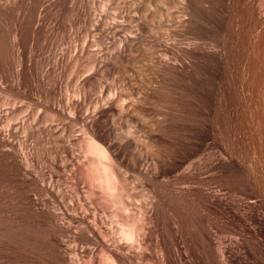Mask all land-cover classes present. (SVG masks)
<instances>
[{
    "label": "bare ground",
    "instance_id": "1",
    "mask_svg": "<svg viewBox=\"0 0 264 264\" xmlns=\"http://www.w3.org/2000/svg\"><path fill=\"white\" fill-rule=\"evenodd\" d=\"M154 1L157 2V0H154ZM159 1H160V3L163 2L161 0H159ZM169 1H171V0H169ZM178 1L183 6L182 10H181L182 15L180 14L181 17H179V18H174V16L172 17L174 19H178V21L176 23L177 27H176V25L174 26L176 28H174L173 25L171 26V27H173V30L169 34V38H167L168 42L165 44V46L163 45L165 48V51H164L165 52L164 53L165 59L162 60L163 63H162L161 69L163 71V74L165 76H167L168 82L165 83L166 85H168L167 88L171 87L170 91L173 92L172 94H170L171 92L168 91V92H170L168 94L173 95V97H171V98H174L177 102L180 103L181 108L177 107L179 109L176 110L177 111L176 116L174 115L175 120L177 119L176 117H178L179 120L170 121L171 119H168V117H166L164 119L163 116L166 113L168 114V112L170 110L168 112H165L166 110L165 111L163 110L165 112V114L159 113V110H158V112H154L155 114H157V113L161 114L163 120L158 119V122H156L157 126L154 125L156 119L159 118L156 116L157 118L154 120V124H153L154 126L153 127L156 126L157 128L156 127L154 129L151 128L152 129V130H150L151 132L149 131L150 132L149 139L151 140L152 143H154V145H156V146L152 145L153 147H151V149L154 147H157V146L159 147V149L164 148V147H166V149H168L169 146H174L177 143L179 145L181 143L182 144L184 143L185 144L184 147H188V148H186L187 149L186 150L183 147L184 152L179 151V152H183V153H180L181 154L180 156H178L179 154L174 155L176 157L175 159L173 157L174 160L169 161V159H168L169 163L173 161L172 164H169L166 162L167 161L166 157H165L166 161H164L165 159H163L164 162H162L161 157L163 155L165 156L166 153L163 152L165 154H163L162 156L159 157L161 152H158L160 154H157V149H156V154H157L156 157L157 156L158 157L157 158L153 157V159L156 158L157 162L153 163V165L151 164L152 166L149 164L150 165L149 168H148V166H149L148 165L147 168L144 167V169H143V168H141L142 166L140 164L142 162V160L145 159V158H143L142 152H139L137 150V148L134 147L133 140L128 138V137H130V135H129L130 131L127 130V136H125L122 133L121 122L123 124L124 121L120 120L121 122H118L119 117H118V115L116 116V109L115 108H117L118 105L121 106V110L122 109L124 110L123 104H125V103H122L123 102L122 97L125 99V97H124L125 95H121L120 93H118V95L120 94L119 95L120 97L117 95L119 97V100L116 97H114V98L112 97V98H110V100L108 99L106 102H103L104 97L103 98L99 97L100 99L97 100V102H95V104L93 105V104H90L91 102L88 103V101H90V98L92 97L90 94V90L87 91V90L83 89L82 91H78L80 89L79 88L78 90H74V93L72 95V97H74L75 101L72 102L73 101L72 100L71 103H68L69 105L67 107H69L68 109L70 110V116L67 117L66 113H64L61 110V108L57 107V104H55L53 107L51 105L52 104L51 102H53L51 100H53L52 97H53V93H54V92L51 93V91L52 90L57 91V89H55V87H54L55 90L51 88L52 90L50 91L49 90L50 88L47 89L46 86H44V83L46 85V82L47 81L49 82L50 78H53L51 76L52 75L51 73L53 71H55V73L59 72V70H56V69H57V67H59V65L63 64L66 61L65 60L66 58L64 59V56L66 55L65 57H68V58L71 57L69 55L67 56V54H70V53H66V52H69V51L71 52L72 57L70 58L71 61L69 59L68 60L70 61V63L72 62L74 65H76V68H77V66H79L78 68H80V63L84 64L85 61L80 62L81 61L80 59L83 57H85L87 59V60L85 59L86 60L85 63H87V61L93 60V62H91V64L88 63L87 66H83V68L85 67V70L82 68L84 70L83 73L86 75L88 81L93 80L92 77L95 74L96 70H99L103 73L105 72L106 74L109 72L112 73L113 70H116L118 68L117 63H120L122 61H124V62L130 61L131 62V60L133 61V59L135 60L136 58H138V57H136V58L131 57L130 58V56H128L126 54V51H130V55H131V52L135 53V51H137L140 48V46H143V45H141L142 42L140 41V39H138V36L127 35L123 38L121 37V39L119 40L118 43H114V46L117 47L116 44H120V47L118 49H116V51H114V52H109L111 49L109 50V48L106 46L107 43H105V40H104L106 37H104V39H103L102 35L105 33L106 36H109V35H107L108 30L114 29L115 25L111 26L112 23H110L109 26L106 27V29H101L100 26H101L102 21H100V24H98L97 22H99V21H97L96 18H95L96 19L95 20L96 24H95V21L92 19V11H93L92 9H95L96 6L93 8L92 0H0V87L3 88L4 85L7 86L6 90L9 88L10 90H12L14 92L16 91L17 96H18V94L23 96V97L28 95V98H29V96H31L30 94L35 92L33 94H36V96L38 95V98L45 97L46 100L48 98H50L51 100L48 99V101H51L50 102L51 104H49L51 106H49L47 104L48 102L47 103L45 102V103L51 108H49L47 106H45V107L48 109H51L50 111H53L52 112V113H54L53 118L64 119V120L69 119L70 123H74V122H77L79 120H82V122H84L83 134L86 138V140H84V141H86V144L83 146L82 149H84V155L88 160L87 167L78 165L77 168L74 170V175L76 177L75 183H74V186H75V202H76L77 207L82 212V217L80 218V221H79L81 223L80 225H81V234H82L80 236L81 237L80 242L82 244L84 243L86 245L85 246L86 248L82 247L81 249H70L69 247H66V246H65L66 247L65 248L64 245H66L67 243L65 244V242H64V245H63V238L66 237L68 233H70V230H69L70 228H67V226L66 227L63 226V224L59 222L61 220V214L58 213V210H59V205L61 204L60 199H62V198L64 199L67 196L64 195V193H62V191L59 189L57 191H54L53 188L49 189V188L43 187L42 184L36 182V178H38V177L34 176L32 173L27 171L26 166H29V163H28V158L25 157V155H23V158H24V161L26 160V165L24 167H19L18 165H16L14 158H13V152L11 150V148H13L12 147L13 144L10 142V139L13 138L14 135H16L17 130H18V128L13 126L14 122L17 123L18 125L22 126V127H25V129H28L29 133H32V132H43L44 133L45 132L49 135L55 136L56 135L54 133L55 131L52 130L51 126L46 127V128H42V129H40L41 131H37V130H35L34 126H35V123H37L39 120L38 116H36L33 119V121L28 122L26 119L27 117H25L26 115L21 117V115H23V113L25 114L26 110H24L23 113L21 112V114H19V115H16V114L12 115V114H14V112H11V111L17 110V109H15V107L13 105H12V107H14L13 109L5 108L4 106H0V139H1L0 148H3V147L6 148L7 147V149L11 150V152H12V154L11 153H3V156L5 157V164H4V169L0 168V179H2V178L8 179L14 187L11 189L12 191L6 189L5 187H0V264H156L155 262H158V261H161V264H174L172 261V258H171L170 251H168V249H170V248H167L165 246H163V247L160 246L161 248H158L159 251H156L157 255L159 254L158 252H160L159 256H157L160 260H158L156 257H155L156 259L154 257H153L154 259L146 257L147 252H149V253H150V251L152 252V250H150V249H154L152 247L157 245L155 238H153V239H155V241L153 240V243H155V245H153L151 243V241H152L151 236L153 237L156 234L153 233L151 235V231H148V230L151 229V230H154L155 232L158 230L157 228H156L157 230L154 229L155 226L152 229L148 225H150L151 223L158 222L161 218L163 219V217H160L161 214L159 215L160 210H158V205H159L158 201H161L162 197H165L167 194H170V193L172 194V196H174L172 198L174 200V202L176 201V199H177V201L187 202V205H184L185 203L183 204L182 202L179 205L180 206L183 205L184 208H185V206L189 205L192 209H194L198 213L197 214L198 216L196 215V213L191 214V211H188V208H190V207L186 208L187 210L183 209L184 211L189 212L188 216L193 215L192 220L196 219L195 221H198L197 223H199L201 220H204L205 216H209V214L213 215V218L210 219L212 221V224H208L210 217L209 218L207 217L208 219H206V217H205L207 224L210 225L209 227L207 226L206 222H203L202 224H204L203 226L206 225V227L211 228L210 230L212 232L209 230L211 232L210 234H212L215 237V239L212 238L213 237L212 235H210L209 233L206 232V231H208V230H206L207 228L204 229L205 227L204 228L202 227V231L205 230L206 233L205 232L204 233L208 234L210 236H208V241L206 240L205 236L201 237V238H205V239L200 238L199 240H202V241L201 242L199 241L200 247H197L196 244L194 245L192 243L191 238H190L191 235L189 234V236H190L189 237L185 234V236H186L185 238L188 237L187 239L188 240L190 239V241H191L190 243L193 244L194 247L195 246L197 247V249L195 248L196 251H194V252L195 253L198 252V248H200L201 252L205 251L204 254H206V257H207L208 256L207 253L211 254V252L213 253V251L216 252V250H218L217 249V247H218L217 243L218 242L216 243L215 240L216 241L218 240L216 238L218 237L217 234H218V229L220 226L219 221H221L220 216L223 215L222 214L223 210L220 209L222 207V201H221L222 198H220L221 195L219 196V191H217V189H219V188L215 187L216 190L214 188V191H213L212 188L211 189L209 188L211 185H209L207 180L208 179L210 180V184L212 181V183L215 184L214 186H219L218 184H220L219 182H221L219 180L221 179L220 177H222L221 172L225 168H227V167L223 168V166L225 165V163H224L225 160H223L225 156H228L227 157L228 161L226 160V162H227L226 164H228L229 169H230L229 173H231L230 175L233 178L234 171H235V155L233 153L234 150H233V152H231L229 150L230 152L228 151L227 153L225 150L226 155H224L222 157L223 158L222 159L221 155L223 153L222 152L223 149L221 148V146L219 144L220 142H218V140H219L217 137L218 136V128L215 125L211 126L212 123L210 124V121H208L210 125L209 124L206 125L205 122H204L205 124H202L200 121H202V120L204 121L206 119V117H208L211 113L214 112L215 114H218L216 112L220 111L218 108H219L220 102L222 100V94H223V93H221V87H220V86H222L220 83L221 74H222V77H223V74H225L226 80H227V82H229L228 84H229L230 88H228V89L231 91V94H229V97L231 99L230 98L229 99L233 101V98H234V101H235V97L233 95L234 94V82H233L234 81L233 80L234 73H233V69H235V68H233V67H235V66H233V59H235V58H233V57H235V56H233V54H232L233 51H231L235 47L233 46L234 44L230 45L233 48H231L228 45L232 41L230 42V40H229L230 43L229 42L224 43L222 41V39H220V37L222 36V34H221L222 32L224 34V32L226 33V31H229V30L231 31L230 33H232L234 31L233 29L228 27L229 24L226 26V25H224L225 24L224 22H223L224 24L221 22L222 10L220 9V7H221L220 3L223 7L229 8L231 6V4L234 3V1L233 0H177L175 2L178 3ZM124 2L126 3V1H124ZM144 2L146 3V1H143V3L142 2L141 3L144 4ZM147 2L155 4V2H153V0H147ZM171 3L173 4L172 1H171ZM218 3H219L220 7L218 6ZM134 5L135 4H133V6ZM139 5H140V3H139ZM136 6H137V4H136ZM148 6H149V4H148ZM133 9L139 10L140 12L141 11L149 12L147 5H145V4L140 5L139 9H137L136 7ZM149 9H151V8H149ZM179 9H181V8H179ZM220 10H221V12H220ZM131 12H133V11L131 10ZM217 12H220V14H219L220 16L217 14ZM150 13H151L150 15L152 17L155 15V13H152V12H150ZM225 13H226V9H225ZM106 16H108V15H106ZM155 17H156V15H155ZM155 17H154V19H155ZM158 17H157V19H158ZM164 17H165V15H164ZM104 18H105V16H104ZM107 18L109 19V17H107ZM148 19L145 18L140 23V27H141L140 29L146 31L147 32L146 35H148V33H149V35H151V34L156 33L155 32L156 28L152 24L153 18H152V20H150L151 17L149 20ZM93 21H94V23H93ZM150 21H152V22H150ZM175 21L176 20H174L172 22H174V24H175ZM231 21L234 22V20H231ZM130 22H131V20H130ZM164 22H166V21H164ZM78 23L81 24V25L79 24L80 27L82 26L86 32L84 37L82 36L83 37L82 46L72 45L70 47V45H69V46H67L69 48L64 47V49H63L64 53H61L62 55L59 54L61 56H57V54H55L54 57L51 56L53 58L49 57V55H48V57L43 58L45 52L48 51V49L49 50L52 49L51 47L53 45L55 48L56 47L55 44L61 43V45H62L63 43H66V42H63L66 39H69V41H70L71 40L70 38L73 35H75L74 34L75 32H77V31H75V29H77L75 25H77ZM103 23L108 24L105 22H103ZM114 23L115 22L113 21V24ZM156 23H157V21H156ZM117 24H119V23H116V27H117ZM163 24H165V23H163ZM231 24H232V22H231ZM102 26H103V24H102ZM120 26L122 27V25H120ZM120 26L117 27V29L120 28ZM80 27H78V32L81 33V31L79 30ZM92 27L93 28L95 27L97 30L101 31L100 37H97V35H96V37L98 38L97 40H92V38L95 37V35L92 36V38H91V28ZM161 27H162V25H161ZM164 27H166V25ZM167 27L169 28V25ZM69 29H71V30L74 29L73 35L71 34V32H69ZM99 31H98V33H99ZM112 32H113V30H112ZM116 32H117V30L115 31V33ZM92 34H94V32H92ZM159 35H161V33ZM218 35H220V37ZM227 35H228V33H227ZM232 36H231V38H232ZM73 38H75V36ZM107 38H109V37H107ZM145 38L147 39L148 37H145ZM151 38L154 39L153 35ZM222 38H223V36H222ZM227 38H229V37L227 36ZM155 39H156V37H155ZM157 39H158V37H157ZM74 40L75 39H73V41ZM184 40H186V42H184ZM73 41H71V42H73ZM226 41H227V39H226ZM112 42H114V41H112ZM144 42L147 43L146 41H144ZM149 43H151V42L148 41V44H145V46L146 45L149 46ZM233 43H234V41H233ZM68 44H70V43H68ZM71 44H73V43H71ZM110 44L111 43H109L107 45H110ZM151 44H153V43H151ZM159 45H160V43H159ZM60 46H59V49H60ZM156 46H158L157 43H156L155 47ZM95 47H97L96 51L94 50ZM110 47H112V46H110ZM159 48H160V46L158 47V50H159ZM141 49H143V48H140V51H141ZM160 49H162V48H160ZM142 53L144 56L145 55L144 52H142ZM148 53H149V51H148ZM132 55H134V54H132ZM72 58L76 63H74L72 61ZM150 58H151V55H150ZM150 60H152V59H150ZM158 61H160V60H158ZM67 62L68 61H66V63ZM44 64L46 66L49 65V67L51 66L52 68H50V70H48V69H45L46 68V66H45V68H43L41 71L38 68V65L43 66ZM83 64H81V67ZM67 65H69V62ZM70 65H72V64H70ZM74 65H73V67H74ZM42 66H40V68H42ZM49 67H47V68H49ZM76 68L74 67V69H76ZM77 69L75 70L76 72H78ZM39 71H41V73ZM99 71H98V74H101ZM155 71H158V68ZM79 73H81V72H79ZM105 73H104V76L106 75ZM39 74H41V76H42L41 80L39 78L40 77ZM84 74H83V76H84ZM56 75H58V74H56ZM155 75H156V73H155ZM53 76H54V78H56V77L58 78V76H56V77H55V75H53ZM95 76H97V75H95ZM157 76H160L159 73L157 74ZM57 78H56V80H57ZM163 78H164V76H163ZM158 79H160V77ZM161 79H162V77H161ZM51 80L54 81L53 79H51ZM97 80L95 79L93 81H90V83L93 82V84L97 86V91H98V88H101L106 83L105 84H103L104 82L102 83V81H101L102 78H101V80H100V78ZM99 81H101V83ZM150 82H152L151 79H150ZM160 82L161 81H159V82L157 81L156 83H160ZM162 82L160 84L162 86H164V84H162ZM164 82H166V81H164ZM50 84L52 85L53 82ZM93 84L91 83V86ZM54 85H55V83H54ZM157 87H160V85H158ZM108 88H109V86H108ZM153 88H155V87H153ZM153 88L150 87L149 89L151 90ZM156 88H155V90H156ZM160 89L164 90V87H160L158 90L159 92L161 91ZM113 90H114V88H113ZM166 90H168V89H166ZM166 90H165V92L167 93ZM152 91L153 90H151V92ZM158 91H157V93H158ZM113 92H115V91H113ZM161 92L163 93V91H161ZM105 93H106V91H105ZM162 93L160 95H162ZM166 93H165V95L167 96ZM122 94H125V93H122ZM153 94H155V91ZM170 95L168 96V98L167 97L166 98L171 99ZM163 96H164V94H163ZM57 97H58V94H57ZM149 97H150V95H149ZM153 97H154V95H153ZM155 97H156V95H155ZM36 98H35V100H36ZM55 98H54V100H55ZM105 98H106V96H105ZM70 99H71V96L69 97V100ZM153 99H155V98H153ZM163 99L166 100L165 98H163ZM117 100H118V103H117ZM143 100H144V98H143ZM159 101H161V100H159ZM167 101H166L167 103H170L169 100H167ZM172 101H173V99H172ZM229 101H228V103H229ZM144 102H146V101H144ZM115 103H117L118 105L116 104L117 105L116 106ZM230 103H229V105H230ZM171 104H172V102H171ZM188 104H192V107L191 108L185 107ZM234 104H235V102H234ZM234 104H233V106H234ZM175 105H176V103H175ZM221 105H220V107H221ZM177 106H179V105H177ZM169 108H170V105H169ZM128 109H126V110L128 111ZM175 109L176 108L174 107L173 110H175ZM228 109H230V108H228ZM121 110H119V116H120ZM123 110H122V112H123ZM17 111H19V110H17ZM20 111H22V110L20 109ZM128 112H130V111H128ZM173 112L176 113L175 111H173ZM159 114H157V115H159ZM169 114H171V113H169ZM172 114L169 117L172 118L173 117ZM219 114H221V113H219ZM11 115L14 116V118ZM130 116H132V114ZM165 116H168V115H165ZM210 116H209V118H211ZM212 116H213V114H212ZM215 116L217 117L218 115H215ZM4 117L6 118V120L4 119L5 122L1 123L2 122L1 120ZM10 117H12V118H10ZM115 117L117 118V120ZM231 118H229V119H231ZM212 119H213V117H212ZM212 119H209V120H212ZM172 120H173V118H172ZM207 120H208V118H207ZM212 122H213V120H212ZM217 124H218V122H217ZM217 126H219V125H217ZM123 127H124V124H123ZM72 128L70 129L71 132H72ZM65 131H62V132L65 133ZM124 131H126V130H124ZM208 131L212 132L211 133L212 135H210L209 134L210 132L208 133ZM58 138H59V140L62 141V139H60V138H63V134L58 135ZM205 141H210V144L208 145V147L205 146V144H207V142L205 143ZM145 143H147V139H146ZM230 143H232V142H230ZM181 145L180 146L177 145V146L182 149ZM9 146L11 147L10 149H9ZM143 147L145 150H149L148 148L150 146L148 145V146H143ZM5 148H3V150ZM151 149H150V151H151ZM164 149L161 151L166 150V149L165 150ZM179 149H176V147H175L174 150H179ZM231 149H234V148L232 147ZM3 150H2V152H3ZM158 151H160V150H158ZM147 153H145V154H147ZM168 154H169V152L167 153V155ZM148 156H150V155L148 154ZM168 158H170V157H168ZM153 159H152V161H153ZM178 167H179V171H181L180 169H182L183 171L180 172L181 173L180 175L178 173H176V174H178L176 176V180L178 181V183L180 182L181 184H187V186L189 185L188 187H185V188L182 187L183 189H181V188L175 189V188H173L174 186L172 187V185H167V184H171V183H169V180H167L168 181L167 182V181L163 180V178H162V176H168V175H171V177H172V173L174 174V172L177 171L176 169ZM131 172H134V175H135V173H136V175L138 174L139 177L131 176V174H130ZM208 172H211L212 174L208 179H206L207 175L205 176V174H207ZM219 175H220V177H219ZM30 177H32L31 180H34V183L30 182ZM160 177L162 178V182L164 181L165 183H167L166 185H164L163 183H160L161 180L159 182ZM230 178H228V179H230ZM130 179L138 180L140 183L143 182V184L148 183L149 188L147 186H146V188L151 189V190H149L150 192L149 191L147 192L146 191L147 189L144 187L145 185L143 186L142 184L141 185L146 190L143 191V193L134 192L132 190L134 187L131 188L132 186H130L133 181L130 183V181H131ZM167 179H169V178H167ZM170 180H171V178H170ZM138 181H135V183H139ZM140 183H139V185H140ZM174 183H176V182H174ZM226 183H227V180H226ZM228 183L231 184L230 181H228ZM233 183H234V181H233ZM227 187H229V186H227ZM230 190H232V189L229 188V191ZM31 191H34L35 195H37V196L40 192H44L46 195H49L51 197L52 201H54V203L52 202V204H51L54 211H51L50 209H48L46 204L45 205L43 204V207H42V204H40L38 199H34V198L30 197L29 192H31ZM129 192H132V193L134 192L135 196L134 195L133 196L135 198L143 197V199H147V201H151L150 203L147 201H145V203H141V199H137L139 201L140 205L143 204L142 207L140 208L141 209L140 219L138 222L125 221L126 219L123 220L124 217H123V215L120 214L122 211L125 214H127V212L130 211V208L128 206V202L130 199ZM226 192H227V190H226ZM149 193H150V196L145 197V195H149ZM171 194H170V197H171ZM227 196H229V194ZM167 197H169V196L167 195ZM229 197H231L229 207L231 208L230 211H231V214L233 215V217L231 216V218L234 219L235 213H234V211L232 212V210L235 209V198L232 196V194ZM149 198H151V199L154 198V199H156L154 201H157V200L158 201L154 202L153 200H151ZM174 198H176V199H174ZM224 199L226 200V198H224ZM168 201H169V199H168ZM226 201L228 202V200H226ZM111 202H112V204H115L114 202H116L117 204L119 203V205H122V207L119 208V209H121V211L116 209L117 212L115 214H111V216L112 215L114 216V217L112 216L113 220L114 219L116 220V218H118V219L121 218L119 220H116V222L119 224L118 230L116 231V232H119V237L112 235V234H114V231H115V230H113V228H107L104 226V224H105L104 219L105 218L103 217V213H104V210H106L107 208H110L109 205ZM227 202H225L224 204L227 205L228 204ZM177 203H179V202H177ZM220 203H221V205H220ZM170 205L171 204H169V206ZM172 205H173V203H172ZM159 206H161V204ZM173 207H175V206H173ZM226 207H228V206H226ZM177 208H178V204H177ZM159 209H160V207H159ZM162 209H161V212H162ZM171 209H172V207H171ZM178 209H176L175 211H178ZM189 210H191V209H189ZM194 210H192V211H194ZM168 211H170V210H168ZM206 211L209 212L208 215L207 214L205 215ZM163 212L165 213V211H163ZM171 212H173V211H171ZM227 212L230 213L228 210H227ZM101 213H102V216H101ZM185 213H183L182 216ZM224 213H226V210L224 211ZM89 214L92 215V218H93V220H91L92 222H89L90 221ZM166 214H168V213H165L162 216H164ZM175 214H177V212H175ZM194 214L197 217H199L200 219L197 220V217L194 218ZM219 214H221V215L219 216ZM212 215H211V217H212ZM227 216L229 217V215H227ZM185 217H187V213H186ZM164 218H167V215ZM173 218L174 217H172V219ZM178 218H179V216H178ZM181 218L182 217L180 216V219ZM72 219H74V218H72ZM177 219L174 218V220H177ZM185 219H184V221H186ZM233 219H231V220H233ZM153 220H155V222ZM179 220H178V222H179ZM168 221H166L167 223H164V224L165 225L168 224ZM184 221L182 220V223H184ZM195 221H192V222L194 223ZM211 221H209V222H211ZM175 222H177V221H175ZM189 222H190V220H189ZM234 222H235V219H234ZM159 223H160V221H159ZM180 223H181V221H180ZM193 223H191V225ZM197 223L196 224L194 223L193 227H194V225H196L195 227H196L197 231L202 232L201 229H198V227L200 228V226H202V225L197 226ZM155 225H156V223H155ZM185 225H187V224H185ZM188 225H190V223H188ZM191 225H190V227H192ZM152 226L153 225H151V227ZM159 226H157V227H159ZM161 227H163V226H161ZM166 227L168 228V225ZM166 227L164 226L163 229H165ZM171 227H172L171 228L172 231L169 229L171 231L170 235H172V233H174L176 231L175 230L176 228L174 229L175 231L173 230L174 226H171ZM167 228H166V230H168ZM180 228L182 230H184L183 227H180ZM159 229H160V227H159ZM163 229H161V231ZM182 230H179L180 233ZM194 231H195V229H194ZM197 231H195V232H197ZM149 232H150V234H148ZM162 233H164V231ZM162 233H160V235H163ZM168 233H166V234H168ZM180 233H179V235H180ZM191 233H192V236H193V234H195V233H193V231ZM177 234L175 232V235H177ZM68 235H70V234H68ZM149 235H151V236H149ZM170 235H167L166 237H169ZM199 235L201 236L200 233H199ZM163 236L162 237L157 236V241L159 242V240L164 238ZM180 236H178V237H180ZM154 237H156V236H154ZM194 237L195 236H193L192 239H194ZM197 238H198V235H196L195 239H197ZM169 239L170 238H167L166 240H169ZM173 239H171V240H173ZM203 240H204V242H203ZM164 241H163V243H164ZM206 241L208 244L205 243ZM161 242H162V240H161ZM169 242L167 241V243H169ZM202 242H203V245L201 244ZM150 243L152 246L151 248L149 247ZM188 243L189 242H187V244ZM194 243L198 244V241L194 242ZM159 244L164 245L161 243H159ZM173 244L178 245L179 243L175 244V242H173ZM173 244H171V245H173ZM204 244L209 245V247L207 246L208 248H206L205 247L206 245H204ZM171 245H170L171 249L175 250V252L173 251L175 257L179 260V261L178 260L177 261L180 262L178 264H185L187 259H190V256H189L190 253L189 252H193L192 251L193 248H190L189 247L190 245L189 246L185 245V247L183 248L184 250H182L181 248H178L180 246L176 247V249H175V248H172ZM193 245H191V247H193ZM201 245H202V248L203 247L205 248V249L203 248L204 250H202ZM156 248H157V246H156ZM156 248L154 250H156ZM190 249H191V251H190ZM206 249L207 250L209 249V252H207ZM220 249H221V251H220ZM200 251H199V255L201 253ZM219 251L222 253L223 256L226 254L223 251V248L219 247ZM156 252H154V253H156ZM194 252L192 255H194ZM72 253L74 254V257L73 256L70 257V254H72ZM152 254H153V252H152ZM204 254H203V256H204ZM216 254H220V253L217 252ZM227 254H228V252H227ZM150 255H151V253H150ZM212 255H214V254H212ZM85 256L86 257L88 256V258H89V261L87 263H83L81 261L82 258ZM188 256H189V258H187ZM203 256H202V258H204ZM211 256L209 255V257H211ZM214 256H216V255H214ZM214 256H212L213 257L212 260L210 259L212 262L214 261L213 260ZM219 256H216V257L219 258ZM223 256H220V257H223ZM175 257H174V259H175ZM199 257H201V256H198V258ZM185 258H187V259H185ZM194 258L192 261L191 260H189V261H191V263H193V264H198L200 261L198 262L197 257L195 259ZM208 258H206V259H208ZM225 258L227 259V257H225ZM225 258L223 259L224 261H226ZM217 259H215V261ZM154 260H156V261H154ZM184 260H186V261H184ZM202 260H204V259H202ZM205 260L203 262L207 263V260L206 261ZM227 260H229V259H227ZM208 262H209V259H208ZM199 264H201V263H199ZM209 264H211V263H209ZM213 264H214V262H213ZM262 264H264V263H262Z\"/></svg>",
    "mask_w": 264,
    "mask_h": 264
},
{
    "label": "rangeland",
    "instance_id": "2",
    "mask_svg": "<svg viewBox=\"0 0 264 264\" xmlns=\"http://www.w3.org/2000/svg\"><path fill=\"white\" fill-rule=\"evenodd\" d=\"M124 1H126V3ZM143 1H146V3L144 2V4L147 5L149 12H147V11H146L147 13L143 12V11L140 12L139 10L133 9L135 7L137 9H139L140 5H144V4H142ZM161 1H163V2L160 3L159 0H157V2L153 0V2H155V4H153V3H148L147 0H142V1L141 0H130V1L129 0H92L93 8L96 6L95 9L97 10L96 11L95 9H92L93 10L92 11V19L94 21L97 19V21H99V22H97L98 24H100V21H102L101 26H100L101 29H106V27H108L110 23L113 24V21L115 22L113 25L111 24V26L115 25L116 29L115 28H114L115 30L112 29L114 33L112 32V30H108L107 35H109V36H106L105 33L102 35L103 39H104V37H106L104 39L105 43H107V44L111 43L110 45L106 44V46L109 48V50L111 49L109 52L116 51V49H118L120 47V44H116L117 45V47H116V46H114V43H118L119 40L121 39V37L123 38L127 35L138 36V39H140V41L142 42L141 45H143V46H140V48H143L145 50L144 51L143 49H141V51L144 52V54H145L144 56H143V53L140 51V48L137 51H135V53L131 52V55L134 54L132 56L130 55V51H126V54L128 56H130V58L131 57L132 58L138 57V58H136L135 60L133 59V61L131 60V62L125 61L126 62L125 63L124 61H122V62H120L121 64L117 63L118 64L117 66L119 69L117 68L118 69V70L116 69L117 71L113 70L112 73L109 72L106 74L104 72L106 74L105 76H104L103 72L96 70L95 74L92 77L93 80H95V79L97 80L99 78L101 80V78H102V80H101L102 83L103 82H104L103 84L106 83L105 85L102 86L103 88L102 87L98 88V91H97V86L94 85L93 82H91V83L94 86L93 85H92L93 87L91 86L90 81H93V80L88 81L86 75L83 73L85 70V67L83 68V66H87L88 63L91 64V62H93V60L87 61V63H85L87 59L85 57L81 58L80 62H82V61H85V62H84V64L79 62L81 69L78 68L79 66H77V68H78L77 69L76 65H74L72 62L70 63V61H71L70 58L72 57V54L70 51L66 52V53H70L71 55L67 54V56L69 55L71 57L68 58V57H65L66 55L64 56V59L66 58L65 60L69 62V65H67L68 62L66 63V61L64 60L65 62L64 63L62 62L64 65L61 64L56 69V70H59V72L55 73V71H53L54 73L53 72L51 73L52 74L51 76L53 78H50V81L49 82L47 81L48 83L46 82V85L44 83V86H46L47 89L50 88L49 89L50 91L52 89H54V87H55V89H57V91L55 89H54L55 91H53V90L51 91V93L54 92L53 97H52L53 100L48 98L49 100L53 101L54 103L51 101H48V99L46 100L45 97H41L42 99L38 98V95L36 96V94H33L35 92L31 93L30 95L32 97L29 96V98H28V95H26L27 97L26 96L23 97L19 94H18V96H19L18 97L16 91L14 92V91L10 90L9 88L6 90L7 86H5V85L3 86V88L0 87V106H4L5 108H11V109H13L15 107V109L19 110V111L12 110L11 112H14V114H12V115H15V114L19 115V114H21V112L23 113L24 110H26L27 113L26 112H25V114L23 113V115H21V117L26 115L25 117H27L26 119L28 122L33 121V119L36 116H38L39 120L37 123H35V126H34L35 130H37V131H41L40 129L50 127V126L52 127V130L55 131L54 132L56 134L55 136L49 135L45 132L44 133L43 132L29 133L28 129H25V127H22V126H20L14 122L13 126L18 128V130H17L16 135H14V137L12 136L13 138L10 137L11 138L10 142L14 146L12 145L13 148H11L9 146V149L11 148V150L13 152V158H14L15 164L18 165L19 167H24L26 165V160L24 161L23 155H25V157L28 158L29 166H26V168H27L28 172H30L34 176L38 177V178H36V182L42 184L43 187H46L49 189L53 188L54 191H57L59 189L62 191V193H64V195L67 196L64 199L63 198L60 199L61 204L59 205V210H58V213L61 214V220L59 222L62 223L63 226H65V227L67 226V228H70L69 229L70 233H68L70 235L67 234V236L63 238V245H64V242H65V244L67 243L66 245H64V247L66 246V247H69L70 249H81L82 247L86 248L85 247L86 245L84 243L82 244L80 242V238H81L80 236L82 234H81V225H80L81 223L79 221H80V218L82 217V212L77 207L76 202H75V186H74L75 178H76L74 175V170L77 168L78 165H81L84 167H87V165H88V160L84 155V149H82L83 146L86 144V141H84V140H86V138L83 134L84 122H82V120H79L77 122L70 123L69 119L64 120V119L53 118V116H54V113H52L53 111H50L51 109H48L45 106L49 107L52 105V107H53L55 104H57V107L61 108V110L64 113H66V115L68 117V116H70V110L68 109L69 107H67L69 105L68 103H71L72 100H73L72 102L75 101V99H74V97H72V95L74 93V90H78L79 88L80 89L78 91H82L83 89H85L87 91L90 90V94L92 97L90 98V101H88V103L91 102L90 104H93V105L95 104V102H97V100H99L100 98H103V97H104L103 102H106L108 99L110 100V98H112V97L113 98L116 97L119 100L120 94L125 95L124 96L125 99L121 96L123 99L122 103H125V104H123V106H124L123 108L125 111L122 109L123 110V112H122L121 106H119L117 104L118 103V100H117V103H115V105L116 104L118 105V106L116 105L117 108H115L116 109V116L118 115V117H119L118 122H121L120 120L124 121L123 122L124 127H123V124L121 122L122 133L125 136H127V130L130 131V134H129L130 137H128V138L133 140L134 147H136L139 152H142L143 158H145V159H143L144 161L142 160V162L140 163L142 166L141 168H143V169H144V167L147 168V166L149 164L153 165V163L157 162L156 158L158 156L156 157V155L160 154L158 152H161L159 157L166 153L165 156L163 155L164 157L163 156L161 157L162 158L161 161L164 162L167 159V161H166L167 163H169V161L174 160L176 158L174 155L179 154L178 156H180L181 155L180 153L184 152V149H183V147L185 146L184 143H183L184 145L182 143H181L182 145L180 144L182 149L180 147H178V146H180L178 143L174 146H169L168 147L169 150L166 149V147H164L166 150L164 148L159 149L158 146L151 149V147L156 146V145H154V143H152L151 140L149 139L150 132H151L150 130H152L151 128L154 129L157 126L156 122H158V119L163 120L161 114H165V112H168L170 110L168 112V114L167 113L165 114L168 116H165V115L163 116L164 119L166 117H168V119H171L170 121H177V120H179L178 117H176L177 118L176 120L174 118L177 114L176 110L181 108L180 103L177 102L174 98H171V97H173V95H170V94H172L173 92L170 91L171 87L167 88L168 85L165 84L168 82V80H167V76H165L163 74L161 66L163 63L162 60L165 59V56H164L165 48H164V46L168 42L167 38H169V34L173 30V27L175 25L177 27L176 23H177L178 19H174V18L181 17V15H182L181 10H182L183 6L180 4L179 1H178V3H176L175 1H177V0H171L173 2V4L169 0H161ZM233 1H234V3L231 4V6L229 8L223 7L221 5V3H220L221 7L219 6V3H218V6L222 10L221 22L222 23L224 22L225 24L224 23L223 24L226 26L229 24L228 27L233 29L234 30L233 32L235 34L233 32L230 33L231 31L229 30V31H226V33L224 32V34H223V32L221 33L223 38H222V36L220 37V35H218V36L220 37V39H222V41L224 43H228L229 40H230V42L232 41L231 43L229 42L230 44H228V45L230 46L231 44L232 45L234 44L233 46L235 47V48H233L232 46H230L231 48L234 49V50L232 49L231 51H233L232 54H233V56H235V57H233V58H235V59H233V66H235V67H233V68H235V69H233V73H234V75H233L234 76L233 77L234 94L233 95L235 97V101H234V98H233V101L230 100L231 98L229 97V94H231V91L228 89V88H230L229 84H228L229 82H227L225 74H223V77L221 74L220 83L222 86H220V87H221V93H223V94H222V100H221L222 103L220 102V105L221 104L222 105H221V107L219 105V108H218L220 111L217 110L218 112H216V113H218V114H215L212 111L213 113L210 114L211 116L209 115L211 118H209V116H208L205 119L206 121L205 120L200 121L202 124L206 123V125H208L209 124L208 121H210V124L212 123L211 126L215 125L218 128V136H217L219 139L218 142H220L219 144H220L221 148L223 149L222 150L223 153L221 155V158L224 155H226V153L229 150L231 152H233V150H234L233 153L235 155V171H234L233 178L230 175L231 173H229L230 172L229 166H228V164H226L227 163L226 160L228 161V159H227L228 156H225L224 159L222 158L223 160H225L224 163L226 165V166L224 165L223 168L227 167L228 169L225 168L227 171L224 169L225 171L223 170L221 172L222 177H220V175H219V177L221 178L219 180V181H221V182H219L220 184H218L219 186H214L215 184H213L212 181L210 184V180L208 178L211 176V174H212L211 172H208L207 174H205V176L207 175L206 176L207 178L204 176L206 179H208L207 182L209 183V185H211L209 187L210 189L212 188L213 191H214L215 187L220 189V190L217 189V191H219V196L221 195L220 198H222L221 201H222V207L223 208L220 206L221 207L220 209L223 210L222 211L223 215L220 216L221 214H219V216L221 217L220 218L221 221H219L220 226H219L218 234H217L218 237L216 238L219 241L215 240L216 243L217 242L219 243V244L217 243V245H218L217 249L218 250H216V252L213 251V253L211 252V254H210V253H207V252H209V249L208 250L206 249L207 250L206 253L208 254L207 257H206V254H204L205 251L201 252L200 248H198V252H196V253L194 252V251H196L197 247H200L199 245H200V242L202 240H199V239L201 237L205 236L206 240L208 241V236L212 235V234H210L212 231L210 230L211 228H208L210 226L208 224H212V221L210 219L213 218V215L211 214L212 217L210 214H209V216H205L206 219H208L210 217L209 221H211V222H209L207 220L208 224L206 222L205 217H204V220H201L199 222L200 224L197 223L198 221H195L196 219L192 220L193 215L188 216L189 212L184 211V210H187L186 208H188L190 206L188 205V206H185V208H184L183 205L182 206L179 205V204H181V202L183 204L185 203L184 205H187V202L177 201L176 198H174V199H176V201L179 203H177L176 201L174 202V200L172 199L174 196H172V194L170 193L171 197H170V194H167L170 198L167 197V195H166L165 196L166 198L162 197L161 201L157 200L158 204L159 205L161 204V206H159L158 204L157 205H158V210H160L159 215L161 214L160 217H163V219L159 218L160 223H159V221L155 222V220H153L156 223V225H155V223H151L150 225H148L152 229L155 226L154 229L155 230L158 229V230L156 232L154 230H151L150 228H149L150 230H148V231H151V235L153 233L156 234V235H154L156 237H154V236L152 237L151 235H149V236H151V240H152L151 243L153 245H155V243H153V240L155 241V239H156V244H157V245L152 247L151 243H150L149 247L150 248L152 247L155 249L157 246V248H156V250L150 249V250H152L153 254L149 250L152 256L150 255L149 252H147V254H146L147 258H153V257L155 258L156 257L158 260H160L157 257V256H159L160 252H158L159 254L157 255L156 251H159L158 248L165 246L167 248H170V249H168V251H170L173 263L174 264L180 263V262H178L179 260L174 255L175 250L171 249V247H170V245L173 244V242H175V244H177V243H179V244L178 245H174V244L171 245L172 248L176 249V247L180 246L178 248H181L182 250H184L183 248L185 247V245H188V246L190 245L189 247L193 248L192 251L194 252V255H192L193 252H189L190 253V255H189L190 259H187V258H189V256L187 258H185V259H187V261L184 260V261H186L185 264H190L191 261L193 260V258L194 257L198 258V256H201L197 259L198 262L200 261L199 263H201V264L202 263L203 264H209V263L213 264V262H214V264L215 263L216 264H262V263H264L263 262L264 261V0H233ZM132 3L135 5L133 6ZM139 3H140V5H139ZM136 4H137V6L138 5L139 6L137 7ZM148 4L150 7L148 6ZM149 8H151V9H149ZM179 8H181V9H179ZM225 9H226V13H225ZM131 10L133 12H131ZM221 10H220V12H221ZM150 12L155 13L156 17H155V15L152 17L150 15L151 14ZM220 12H217V14L219 15ZM103 15L105 16V18L107 20L104 18ZM106 15H108V16H106ZM164 15L167 19L164 17ZM173 16H174V18H172ZM107 17H109V19ZM144 17L146 19H148V18L150 19V17H151L150 20H152V18H153L152 24L156 28V30H155L156 33L151 34V35H149V33H148V35H146L147 32L140 29L141 28L140 23L145 19ZM154 17H155V19H154ZM157 17H158V19H157ZM173 19L176 20L175 24H174V22H172V21H174ZM130 20H131V22H130ZM231 20H234V22ZM94 21H93V23H94ZM152 21H150V22H152ZM156 21H157V23H156ZM164 21H166L167 23ZM103 22L108 23V24H104ZM231 22H232V24H231ZM80 23L75 25L77 28V29H75V31H77L74 33L75 35H73L74 29H72V30L69 29V32H71V34L73 35L70 38L71 39L70 41H69V39H66L63 41L66 43L62 42L63 43L62 45H61V43L55 44V46H56L55 48L53 45L51 47L52 49H50L51 51L48 49V51L45 52L43 58L48 57V55H49V57H51V56L54 57L55 54H57V56H61L62 55L61 53H64L63 52L64 47L66 48L69 45H70V47L72 45L82 46L83 37H84L86 32L82 26H81L82 28L80 27V25H81ZM116 23H119V24H117V27H119L120 25H122V27L120 26V28L117 29ZM163 23H165V24H163ZM95 24H96V21H95ZM102 24H103V26H102ZM161 25H162V27H161ZM165 25H166V27H164ZM168 25H169V28L167 27ZM172 25H173V27H171ZM78 27L81 28V29L79 28L81 33L78 32ZM176 27H174V28H176ZM116 30H117V32L115 33ZM98 31L99 30H97L95 27L94 28L92 27L91 28V38L94 35H95V37H96V35H97V37H100L101 31H99V33H98ZM92 32H94V34H92ZM160 33H161V35H159ZM227 33H228V35H227ZM225 34L230 39L227 38V36ZM231 34L233 36L234 35L235 36L233 37ZM152 35H153L154 39L151 38ZM74 36H75V38H73ZM154 36L156 37V39L158 37V39L156 40ZM231 36H232V38H231ZM95 37H93L92 40L98 39L97 37L96 38ZM107 37H109V38H107ZM145 37H148V38L146 39ZM72 38L75 39L74 41L77 44L73 41ZM226 39H227V41H226ZM71 41H73V42H71ZM112 41H114V42H112ZM144 41H146L147 43H145ZM148 41L153 43L154 45L149 43V46L148 45L145 46V44H148ZM153 41L154 42L156 41V42L154 43ZM233 41H234V43H233ZM67 42L70 44H68ZM184 42H186V40H184ZM71 43H73V44H71ZM156 43L158 44V46H156L157 48L155 47ZM159 43H160V45H159ZM59 46H60V49H59ZM110 46H112V47H110ZM159 46L162 49L159 48V50H158ZM67 48H69V47H67ZM96 49H97V47L94 48L95 51H96ZM148 51H149V53H148ZM59 54H61V55H59ZM150 55H151V58H150ZM53 57H51V58H53ZM150 59H152V60H150ZM158 60H160V61H158ZM72 61L74 63H76L73 60V58H72ZM70 64H72V65H70ZM81 64H83L82 67H81ZM73 65L78 70V72L75 71L76 69H74ZM40 66H42V65H38V68L42 71V69L45 68L46 65L44 64L43 65L44 67L42 66V68H40ZM47 67H49V65H47L45 69L50 70V68H52L51 66L49 68H47ZM157 68H158V71H155V70H157ZM41 71H39V72L41 73ZM98 71L101 74H98ZM79 72H81V73H79ZM155 73H156V75H155ZM158 73L160 76H157ZM56 74H58V75H56ZM83 74L85 77L83 76ZM53 75H55V77L58 76V78L56 77L57 80H56V78H54ZM95 75H97V76H95ZM39 76H40L39 78L41 80L42 79L41 74H39ZM163 76L165 79L163 78ZM159 77H160V79L162 77L163 80L158 79ZM51 79H53L54 81H52ZM150 79L152 82H150ZM101 81H99V82L101 83ZM157 81L158 82L163 81L162 84H164V86H162L160 84L161 82L156 83ZM164 81H166V82H164ZM52 82H53V84L51 85L50 83H52ZM54 83H55V85H54ZM158 85H160V87H164V90L160 89L161 91H163V93L161 91L160 92L158 91L160 88V87H157ZM108 86H109V88H108ZM150 87L151 88L157 87L156 90L158 91L159 94L157 93L155 88L151 89V90H153L151 92V90L149 89ZM113 88H114V90H113ZM165 88L168 90H166ZM165 90L167 91V93L165 92ZM105 91H106V93H105ZM113 91H115V92H113ZM154 91H155V94H153ZM168 91H170L171 93ZM164 92L167 94V96L165 95ZM118 93H120V94L118 95ZM122 93H125V94H122ZM151 93L154 95V97ZM161 93H162V95H160ZM168 93H170V94H168ZM57 94H58V97H57ZM163 94H164V96H163ZM149 95H150V97L151 96L152 97L150 98ZM155 95H156V97H155ZM169 95H170L171 99H167ZM68 96L69 97L71 96L70 100H69ZM105 96H106V98H105ZM35 98H36V100H35ZM54 98L56 101L57 100L58 101L56 102L54 100ZM143 98H144V100H143ZM153 98H155V99H153ZM163 98H165L166 100H164ZM172 99L176 103V105L172 101ZM159 100H161V101H159ZM167 100H169L170 103H167L168 102ZM144 101H146V102H144ZM228 101H229V103L232 101L230 103L231 106L229 105ZM45 102L46 103L48 102L47 103L48 105L51 103L52 104L48 106ZM171 102H172V104H171ZM234 102H235V104H234ZM168 104L170 105V108H169ZM233 104H234V106H233ZM12 105L14 107H12ZM177 105H179V106H177ZM172 107L173 108L175 107L176 109L173 110ZM177 107H179V108H177ZM185 107L191 108L192 104H188ZM49 108H51V107H49ZM228 108H230V109H228ZM20 109L22 111H20ZM126 109H128V111H130V112H128ZM119 110H121L120 116H119ZM158 110H159V113H161V114L157 113L159 115L154 113V112H158ZM163 110L164 111L166 110V111L164 112ZM173 111H175L176 113H174ZM169 113H171V114L173 113L172 114L173 120L171 117H169L171 115ZM219 113H221V114H219ZM131 114H132V116H130ZM212 114H213V116H212ZM215 115H218V116L216 117ZM156 116L159 118H157ZM12 117L14 118V116H12ZM12 117H10V118H12ZM212 117H213V119H212ZM207 118H208V120H207ZM229 118H231L232 120ZM4 119L6 120V118L4 117L1 120L2 121L1 123L5 122ZM155 119H156V121L154 124ZM209 119H212L213 122H212V120H209ZM116 120H117V118H116ZM217 122H218V124H217ZM153 124L156 126L153 127L154 126ZM216 124L219 126H217ZM71 128H72V132L70 130ZM124 130H126V131H124ZM62 131H65V133ZM209 132L210 131H208V133ZM211 133L212 132H210L209 134L212 135ZM60 134L61 135L63 134V138H60V139H62V141L59 140V138H58V135H60ZM146 139H147V143H145ZM0 141H1V139H0ZM206 142H207V144H205V146L208 147V145L210 144V141H205V143ZM230 142H232V143H230ZM148 145L150 146L148 148L149 150H145L143 146H148ZM175 147H176V149H179V148L180 149L174 150ZM232 147L234 149H231ZM3 148H5V147H3ZM3 148H0L1 149L0 150V168L4 169L5 157L3 156V153H11L12 154V152H11V150H8L7 147L4 150H3ZM184 148L186 149L188 147H184ZM150 149H151V151H150ZM156 149H157V154H156ZM163 149L165 151H161ZM2 150H3V152H2ZM158 150H160V151H158ZM225 150H226V153H225ZM179 151H183V152H179ZM163 152H165V153H163ZM168 152L170 155L169 154L167 155ZM145 153H147V154H145ZM148 154L150 156H148ZM153 157H156V158H154L155 160L153 159ZM165 157H166V159H165ZM168 157H170V158H168ZM173 157H174V159H173ZM152 159H153V161H152ZM163 159H165V160L163 161ZM168 159H169V161H168ZM172 163H173V161L170 162L169 164H172ZM150 165L148 166V168L150 167ZM176 170H175L176 172H174L175 175L172 173V177H171V175H168L169 177L168 176H162L163 180H165V181L169 180V183H171V184H167L164 181L162 182L161 177L159 178V182L161 180L160 183H163L164 185H166V184L172 185V187L174 186L173 188H175V189L176 188L183 189L185 187H188L189 185L187 186V184H181L180 182H179L180 184L178 183V181L176 180V176L178 174L180 175L181 174L180 172H182L183 170L180 169L181 171H179V167ZM176 173H178V174H176ZM130 174H131V176L139 177L138 174L136 175V173L134 175V172H131ZM167 178H169V179H167ZM170 178H171V180H170ZM228 178H230V179H228ZM31 179H32V177H30V182L34 183V180H31ZM172 179L173 180L175 179V180L173 181ZM130 180H131L130 183L132 181L134 182V183L132 182L130 185V186H132L131 188L134 187L132 189L134 192L143 193V191H145L146 189H147L146 190L147 192L149 190H151V189H148L149 188L148 183L143 184V182L140 183L138 180H133V179H130ZM226 180H227V183H226ZM135 181H138L140 183V185L141 184L143 186L145 185L144 187L146 188V186H147L148 188H146V189L143 188L142 185L140 186L139 183H135ZM228 181H230L231 184L228 183ZM233 181H234V183H233ZM174 182H176V183H174ZM227 186H229V187H227ZM0 187H5L8 190H11L12 188H14L13 185L10 183V181L8 179H5V178L0 179ZM216 188H215V190H216ZM229 188L232 190L229 191ZM226 190H227V192H226ZM134 192L133 193L129 192L130 199L128 202V206L130 208V211H128L127 214L123 213V211L121 213L119 212L121 215H123V217H124L123 220L126 219L125 221L138 222L140 219V211H141L140 208L142 207L143 204L140 205L139 201L137 199H141V203H145V201H147V199H143V197L135 198ZM226 194L227 195L229 194V196H231V194H232V196L235 198V209L232 210V212L234 211V213H235V214L233 213L235 215L234 216L235 222H234V219L231 218V216L233 217V215L231 214V211H230L231 208L229 207L231 197L227 196ZM29 196L34 198V199H38L40 204H42V207H43V204L44 205L46 204L48 209H50L51 211H54V209L52 208V205H51L52 202L54 203V201H52V199L49 195H46L44 192H40L37 196V195H35L34 191H31V192H29ZM149 196H150V193H149V195H145V197H149ZM224 198H226V200H228V202ZM149 199H151V198H149ZM168 199H169V201H168ZM151 200L154 201L156 199L153 198ZM157 201H154V202H157ZM224 201L227 202L228 204L227 205L224 204L225 203ZM147 202L150 203L151 201H147ZM114 203L115 204H112V202H111L109 205L110 208H107L106 210H104V213H103V217L105 218L104 219V221H105L104 226L107 228H113V230H115V231H114V234H112V235L119 237V232H116L118 230L119 224L116 222V220H119L121 218H119V219L116 218V220L115 219L113 220L114 216L112 215L113 216L112 217L111 214H115L117 212L116 209L121 211V209H119V208L122 207V205H119V203L117 204L116 202H114ZM168 203L171 205L169 206ZM172 203H173V205H172ZM176 203L178 204V208L180 207L179 209L177 208ZM220 205H221V203H220ZM173 206H175V207H173ZM226 206H228L229 208ZM159 207H160V209H159ZM171 207L173 210L171 209ZM161 209H162V212H161ZM176 209H178V211H175ZM189 209H191V210H189ZM168 210H170V211H168ZM180 210L181 211L183 210L182 211L183 213L186 212L187 217H185L186 213L182 216L183 213ZM192 210H194V209H192L191 207L188 208V211H191V214L192 213H196V215L198 214L195 210L194 211H192ZM225 210H226V213H224ZM227 210L230 213H228ZM163 211H165V213H168V214H166L167 218H164V217H166V215L162 216L163 214H165ZM171 211H173V212H171ZM175 212H177V214H175ZM208 213L209 212L206 211L205 215L206 214L208 215ZM224 214L229 215V217L227 215L225 216ZM196 215L194 214V218H196L198 216V215L197 216ZM101 216H102V213H101ZM178 216H179V218H178ZM180 216L182 217L181 219H180ZM172 217H174L175 219H177V218L178 219L174 220V218L172 219ZM72 218H74V219H72ZM183 218L184 219L186 218L185 219L186 221H184ZM89 219H90L89 222H92L91 220H93V218H92L91 214H89ZM199 219L200 218L197 217V220H199ZM231 219H233V220H231ZM178 220H179V222H178ZM182 220L187 225L182 223ZM189 220H190V222H189ZM166 221H168V224L165 225L164 223H167ZM175 221H177L178 223ZM180 221L182 224L180 223ZM192 221H195L194 223L195 224L197 223V226L202 225V226H200V228L198 227V229H201V231H202V227L203 228L205 227L204 229L207 228L206 230H208V231H206V232L209 233L210 235L205 234L206 232L204 229H203L204 231L198 232L196 227H195L196 225H194V227H193L194 223ZM203 222H206L208 227H206V225L203 226L204 225V224H202ZM188 223H190V225H191V223H193L191 225L192 227H190V225H188ZM151 225H153V226L151 227ZM167 225H168V228L166 227ZM157 226H159L160 229ZM161 226H163V227H161ZM164 226L168 230H166V228L163 229ZM171 226H174L173 230L176 228L175 229L176 231L175 230L174 231L176 232V234L178 233L177 235H175V232L172 233V235L174 234L173 236L170 235L171 231H172ZM180 227H183L184 230H182ZM193 228L198 233L195 232ZM161 229H163V230L161 231ZM179 230H182L181 231L182 234L180 233ZM163 231H164V233H162ZM190 231L191 232L193 231V233H195V234L197 233L196 235H198V238L195 239L196 235L193 234V236H195L194 237L195 240L192 239L193 236H192V233ZM165 232L168 234H166ZM157 233L159 235H160V233H162L164 235V236L160 235L161 237L162 236L164 237L162 239L160 238L162 240V242H161V240H159V242L157 241V236L160 237ZM179 233L181 236L179 235ZM199 233L201 234V236L199 235ZM148 234H150V232ZM185 234L187 236H189V234L191 235V237L190 236L189 237L191 238L192 243L194 245L196 244L197 247L196 246L194 247V245L190 243L191 241H190V239L189 240L187 239L188 237L185 238L186 237ZM167 235H170V236L166 237ZM178 236H180V237H178ZM153 238H155V239H153ZM167 238H170V239L166 240ZM173 238L174 239L176 238V239L174 240ZM205 238H201V239H205ZM212 238L215 239L214 236ZM171 239H173V240H171ZM196 240L198 241V244L194 243V242H197ZM163 241H164V243H163ZM167 241L168 242L170 241V242L167 243ZM186 241L189 243L187 244ZM207 241L205 242L206 244H208ZM203 242H204V240H203ZM203 242L201 243L202 245H203ZM159 243L164 244V245H160ZM206 244H204V245H206ZM191 245H193V247H191ZM202 245H201V248H202ZM207 246L209 247V245H206L205 247L208 248ZM219 247L223 248V251L226 253V254L224 253L225 254L224 256L220 252L221 249L219 251ZM203 248H202V250L205 249V248L204 249ZM190 251H191V249H190ZM199 251L201 252L200 255H199ZM154 252H156V253H154ZM217 252L220 253L221 255L216 254ZM227 252H228V254H227ZM203 254H204V256H203ZM212 254H214L216 256L220 255L223 257L219 256V258H220L219 259L218 257H216ZM209 255L214 256L213 262L211 261L213 257L212 256L209 257ZM72 256L74 257L73 253L70 254V257H72ZM202 256L204 258H202ZM174 257H175V259H174ZM225 257H227V259H229V260H227ZM206 258L209 259V262H208V259H206ZM224 258L226 259V261L223 260ZM202 259H204V260L206 259L207 263L206 262L204 263L203 262L204 260H202ZM215 259H217L218 261L216 260L217 261L216 262ZM189 260H191V261H189ZM81 261L83 263H87L89 261L88 256L83 257ZM154 261H156V260H154ZM158 262H155V263L161 264V261H158ZM191 264H193V263H191Z\"/></svg>",
    "mask_w": 264,
    "mask_h": 264
}]
</instances>
